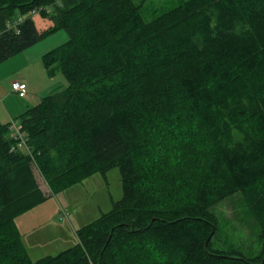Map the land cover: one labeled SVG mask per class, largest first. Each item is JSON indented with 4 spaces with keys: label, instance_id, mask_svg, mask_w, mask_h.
Returning <instances> with one entry per match:
<instances>
[{
    "label": "trees",
    "instance_id": "obj_1",
    "mask_svg": "<svg viewBox=\"0 0 264 264\" xmlns=\"http://www.w3.org/2000/svg\"><path fill=\"white\" fill-rule=\"evenodd\" d=\"M59 30L42 62L68 86L15 119L31 153L0 124V264H264V0H182L150 21L135 0H0V63ZM113 168L122 200L34 261L17 219L47 199L35 170L57 193ZM237 193L253 258L212 245Z\"/></svg>",
    "mask_w": 264,
    "mask_h": 264
},
{
    "label": "rangeland",
    "instance_id": "obj_2",
    "mask_svg": "<svg viewBox=\"0 0 264 264\" xmlns=\"http://www.w3.org/2000/svg\"><path fill=\"white\" fill-rule=\"evenodd\" d=\"M135 2L141 6L145 20L150 21L157 15L177 7L182 0H135ZM68 38L65 30L56 31L46 35L35 46L0 63V78L3 79L0 83L10 88L13 79L21 78L26 72L25 75L32 82L30 89L38 92L45 90V96L66 88L68 81L62 73L49 77L43 69L44 73L39 76L36 68L33 71L25 70V62L28 63V58L36 61L38 57L41 61L45 53L63 45ZM40 61L39 65L43 66ZM40 66L37 65L39 70ZM41 101L42 98L37 104ZM3 111H6L5 104L0 98V115ZM35 174L41 188L47 194V199L17 219L26 249L34 261L57 255L76 245L78 242L76 231L99 218L102 213L111 211L114 204L121 201L124 196L122 175L118 168L111 169L106 176L101 173L94 174L82 183L57 193H51L37 170ZM214 212L218 218V233L212 241L214 249L238 251L248 258L262 252L260 225L251 214L241 193L220 202L214 207Z\"/></svg>",
    "mask_w": 264,
    "mask_h": 264
},
{
    "label": "crops",
    "instance_id": "obj_3",
    "mask_svg": "<svg viewBox=\"0 0 264 264\" xmlns=\"http://www.w3.org/2000/svg\"><path fill=\"white\" fill-rule=\"evenodd\" d=\"M33 19H34L36 27L40 33L48 30L52 26V22L48 18H43L40 15L35 16ZM39 61H40L39 57H38V59H36V61L33 58L32 59L28 58V63L25 62L26 63L25 64V70L29 69V70L33 71V69L36 68V69H38L37 73L40 76L41 73H44L43 69H45V67L43 65L42 60L40 61V63L43 66L39 65ZM30 64H32L33 67H31ZM37 65L40 66V68L42 70L41 69L39 70V68H37ZM25 73L26 72H24V76H22L21 78L13 79V82L14 81H22V82L26 83L28 89H27V94L24 97H21V96H19L18 93L14 92L12 89V85H10V88H8L6 86H3L0 83V98L3 100V102L5 104V110H6V111H3L2 114L0 115V124H8L11 122L12 119H17L20 115H22L28 109L36 106V104L39 102L40 98H43V96H45L44 95V93H46L45 90L38 92L34 89H30L32 82H31V79L25 75ZM45 73H47V72L45 71ZM47 76H48V74H47ZM0 80L3 81L2 78H0ZM23 240H25V239L23 238ZM24 243H25V241H24Z\"/></svg>",
    "mask_w": 264,
    "mask_h": 264
},
{
    "label": "built area",
    "instance_id": "obj_4",
    "mask_svg": "<svg viewBox=\"0 0 264 264\" xmlns=\"http://www.w3.org/2000/svg\"><path fill=\"white\" fill-rule=\"evenodd\" d=\"M40 14L36 11L31 13L32 17L39 16ZM24 18L21 17L16 23L9 24V28L19 32V25L23 22ZM13 90L17 92L21 97H24L27 94V85L22 81H14L12 83ZM10 137L14 140L15 145L13 151L20 150L26 154H30V148L28 146L26 133L22 129L20 121L12 119L10 122Z\"/></svg>",
    "mask_w": 264,
    "mask_h": 264
},
{
    "label": "bare ground",
    "instance_id": "obj_5",
    "mask_svg": "<svg viewBox=\"0 0 264 264\" xmlns=\"http://www.w3.org/2000/svg\"><path fill=\"white\" fill-rule=\"evenodd\" d=\"M25 132V131H24Z\"/></svg>",
    "mask_w": 264,
    "mask_h": 264
}]
</instances>
